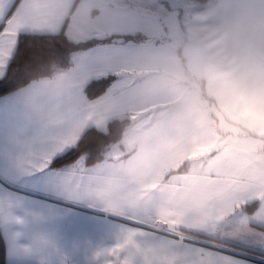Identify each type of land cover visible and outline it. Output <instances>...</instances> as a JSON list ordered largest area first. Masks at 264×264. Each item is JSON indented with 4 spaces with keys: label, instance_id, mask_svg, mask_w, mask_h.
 Segmentation results:
<instances>
[{
    "label": "crops",
    "instance_id": "1",
    "mask_svg": "<svg viewBox=\"0 0 264 264\" xmlns=\"http://www.w3.org/2000/svg\"><path fill=\"white\" fill-rule=\"evenodd\" d=\"M120 1L110 4L119 11ZM215 1L226 47L213 54L224 59L219 69L201 48L199 95L189 82H163L158 71L174 75L178 53L170 64L146 39L77 49L66 68L0 96L8 264H264V148L253 144L264 139V0ZM109 9L105 0H0V77L21 32L125 34L95 21ZM109 73L111 85L87 99L86 81ZM137 113L150 119L139 146L120 139L100 161L50 165L87 128Z\"/></svg>",
    "mask_w": 264,
    "mask_h": 264
},
{
    "label": "rangeland",
    "instance_id": "2",
    "mask_svg": "<svg viewBox=\"0 0 264 264\" xmlns=\"http://www.w3.org/2000/svg\"><path fill=\"white\" fill-rule=\"evenodd\" d=\"M214 1L215 0H121L116 4L121 7V9L117 11L113 8V4H110L111 0H105V5L109 6L110 9L102 13L96 19L95 17L93 19L97 22H104L107 19H111L107 21L110 24V32L121 30L124 31L125 34H129L130 32H134L133 30L129 31V29H134L135 27L133 25H138L137 27H139V29L137 30L142 34L139 39L143 41H147L146 39H148L150 42L154 39L157 40L159 43L158 48H163L165 50V52L159 51V53L164 54L170 64L172 59L169 57V54L171 52L175 53L178 46L181 47L180 53L176 55L178 60L176 65L178 64V66H172L175 68V74L173 75L164 70H159L160 78L164 83H166V81L178 82V86L182 88V90L186 87L184 85L185 82H189L191 83V88L188 92L191 95H199L201 83L198 79L195 81H193V79H195V77L199 78L200 75H202L198 74L200 73V63H205V60H203L204 58L201 57V48L205 47L207 49L210 62L215 63L218 62L219 59L218 63L220 69L224 57H221L223 56L222 53L221 55L216 54L217 57H215L214 49H219L221 45L226 47L223 19L220 14H218V11L212 9L214 7L212 5L216 2ZM200 6H203V8L200 9ZM204 7L208 9L204 10ZM93 19L90 21L89 26L97 29L92 22L94 21ZM200 19H202L203 22L204 19H208L210 24L205 22L199 23ZM99 36H101L99 32H94L93 37L99 38ZM131 41L130 39L127 42ZM200 42L204 43L200 44ZM183 55L186 56V59H183ZM166 109L168 110L169 107L166 106L161 109L162 114L167 113ZM139 117L141 118L138 120ZM127 118H129V122L121 137V142H123L128 149H131L140 145L146 128L150 124V119L146 113L132 114V116ZM214 124L218 127L222 126L219 122H214ZM253 144H260V146L264 148V139L261 138ZM115 146L116 143L113 144L111 148H115ZM107 154L109 153H105V156H107ZM82 158L85 157L81 156L80 160H82Z\"/></svg>",
    "mask_w": 264,
    "mask_h": 264
},
{
    "label": "trees",
    "instance_id": "3",
    "mask_svg": "<svg viewBox=\"0 0 264 264\" xmlns=\"http://www.w3.org/2000/svg\"><path fill=\"white\" fill-rule=\"evenodd\" d=\"M140 35L142 34H112L85 41H74L69 39L63 30L57 33L21 32L18 34L16 49L8 61L5 74L0 77V96L32 81L50 77L66 68L70 64V54L77 49L101 42H127L130 39L140 41ZM180 51L181 47L178 46L177 53ZM115 78L116 74L113 73L92 78L83 85L82 92L87 99H94L101 95ZM128 122L127 117L112 118L105 123L103 129L95 126L87 128L65 153L53 158L50 165L60 167L79 156H84L87 163L100 161L110 146L121 139ZM256 206L257 202L254 201L245 205L244 209L252 212ZM0 264H8L5 259V243L1 231Z\"/></svg>",
    "mask_w": 264,
    "mask_h": 264
},
{
    "label": "clouds",
    "instance_id": "4",
    "mask_svg": "<svg viewBox=\"0 0 264 264\" xmlns=\"http://www.w3.org/2000/svg\"><path fill=\"white\" fill-rule=\"evenodd\" d=\"M166 85H167L168 87H172V86H173L170 82H167V81H166Z\"/></svg>",
    "mask_w": 264,
    "mask_h": 264
}]
</instances>
